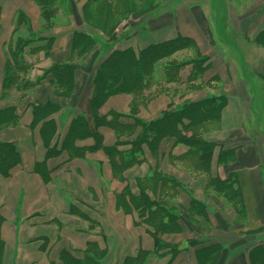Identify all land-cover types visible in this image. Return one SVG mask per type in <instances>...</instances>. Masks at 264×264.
Instances as JSON below:
<instances>
[{
    "label": "crops",
    "instance_id": "crops-1",
    "mask_svg": "<svg viewBox=\"0 0 264 264\" xmlns=\"http://www.w3.org/2000/svg\"><path fill=\"white\" fill-rule=\"evenodd\" d=\"M87 1L0 0V143L17 152L0 173V264H264V0H154L144 14L135 0L126 14L142 15L113 42L84 14L119 17L127 0ZM76 32L95 37L87 52ZM178 36L189 46L147 90L94 109L107 54ZM167 61L184 63L176 81ZM63 64L61 87L48 69ZM210 98L221 108L183 131L214 145L207 164L173 136L134 145L142 123ZM76 121L90 134L68 136Z\"/></svg>",
    "mask_w": 264,
    "mask_h": 264
},
{
    "label": "trees",
    "instance_id": "trees-1",
    "mask_svg": "<svg viewBox=\"0 0 264 264\" xmlns=\"http://www.w3.org/2000/svg\"><path fill=\"white\" fill-rule=\"evenodd\" d=\"M35 1L43 9L54 6L56 2V0ZM147 1V7H145L144 0L142 1V5L145 7L142 14L147 13L148 10H151L154 7H158V5L154 6V0ZM93 2L94 0H88L83 7H90ZM135 3L136 2L127 0V2L121 5V8L123 9L119 17L124 16L123 13L126 12L125 10L127 9L125 6L130 7L135 5ZM105 6L108 7L107 5ZM87 12L88 14H84L86 24L91 28H95L97 24V26L99 25L102 29H107L112 26L111 29L107 31L108 39L110 42L115 41L117 37L114 27L116 16L114 14H109L108 11L106 12L107 14L98 13L96 16H94L95 14H91V10L90 12ZM127 12H132V9ZM129 16L130 15L127 14V18ZM95 41V37L88 32H76L73 35L72 47L74 49L81 48L84 52H87L94 46ZM27 42L28 40L18 41L16 51L19 53ZM258 42H264V33L258 36ZM189 44L190 40L188 38L178 36L172 40H167L157 44H150L137 53L130 48L112 50L99 63L94 73V89L91 105L94 109H98L106 101V99L113 94H137L147 90L151 86L152 81H154L153 74L156 70L157 63L169 58L175 52L188 47ZM183 66L184 63L174 64L168 61L164 62L161 65L163 72L162 79L166 82L176 81V75L179 69ZM48 72L54 76L56 83L63 87L70 77H72L73 67L68 64L53 65L50 69H48ZM210 100L212 101L214 98L186 105L181 110L176 112L166 111L159 119L150 123H142L140 135L134 145L136 147H140L145 143L147 146H151L154 142H157L164 136H173L176 140L188 146V154H198L200 162H205V164H207L210 160L214 145L203 141L193 134L186 136L183 131L200 123L205 118L209 117L210 114H213L214 112L216 113L221 108L220 103L213 104V102H210V104H207ZM183 119H187V124H183ZM179 125L181 126L180 129L178 128ZM89 134L90 132L85 125L79 124L77 121L74 126H70L68 130V136H87ZM16 161L17 152L14 147L11 144L0 143V173L7 174L8 170L13 167ZM143 208L145 207H142V210ZM158 210L160 211V215L164 213L163 207L158 208ZM170 216L171 218L175 217L173 214H170L169 217ZM168 227V223H160L159 231L163 232L168 229ZM210 249V252L215 251L213 248ZM137 259L138 258H130L126 261V264H135L137 263Z\"/></svg>",
    "mask_w": 264,
    "mask_h": 264
},
{
    "label": "rangeland",
    "instance_id": "rangeland-1",
    "mask_svg": "<svg viewBox=\"0 0 264 264\" xmlns=\"http://www.w3.org/2000/svg\"><path fill=\"white\" fill-rule=\"evenodd\" d=\"M132 2H134L135 0H131ZM144 2H145V7H147L148 6V4H147V0H144ZM226 2H227V0H226ZM233 2H234V0H233ZM240 2H242V0H236L235 1V4L237 5L238 3H240ZM246 2V1H245ZM133 6V7H132ZM132 6H130V7H128V6H125V7H127V11H129L130 9H133V8H136V7H134V6H136V5H132ZM132 7V8H131ZM145 7H142L143 9L145 8ZM128 8H130V9H128ZM125 10V11H126ZM126 11V12H127ZM126 12L124 13V16H121V17H118V16H116V19H115V23H114V27H115V30L116 29H119L123 24H125V23H127L126 21L128 20H130V19H132V18H134L135 16H129L128 18H127V14H126Z\"/></svg>",
    "mask_w": 264,
    "mask_h": 264
}]
</instances>
